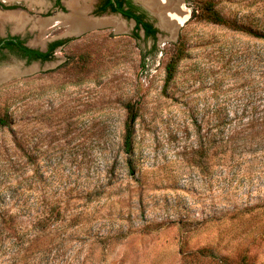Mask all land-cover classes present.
<instances>
[{"label": "rangeland", "instance_id": "374dc122", "mask_svg": "<svg viewBox=\"0 0 264 264\" xmlns=\"http://www.w3.org/2000/svg\"><path fill=\"white\" fill-rule=\"evenodd\" d=\"M181 1L176 34L148 12L155 39L120 18L30 72L0 65V264H264V38L202 12L264 33V0Z\"/></svg>", "mask_w": 264, "mask_h": 264}, {"label": "flooded vegetation", "instance_id": "af4514ba", "mask_svg": "<svg viewBox=\"0 0 264 264\" xmlns=\"http://www.w3.org/2000/svg\"><path fill=\"white\" fill-rule=\"evenodd\" d=\"M20 1H23V3L18 2V0H0V12H7V13L11 11L20 12V14H22L21 15L22 18H25L26 21V24L23 25L21 28H17L16 25L15 28L13 26L14 28L13 30H8L7 33L0 35V65H2L4 62L8 60H12L14 62L16 61V64L14 66L4 68L2 72L7 70L9 71L10 69L11 70L18 69L20 73L30 72L36 69L37 66L42 67L43 65L46 64V62H50L51 60L57 57L58 49L62 48L69 41H71L70 39L71 36L81 35L85 33L87 30L89 31V29L97 27V26L92 28L90 27L77 33L69 32L70 26L65 19L73 12L72 6L76 2L78 6L82 5L81 7L83 8V10H85L84 12H86L85 14L89 18L119 17L118 19L125 18L128 20H132L135 24L134 27L135 34L137 33V20L134 17L128 18L126 16L128 10H132L133 13L139 16L144 15L145 16L144 20L152 23L153 26L157 28L155 23L151 20L148 11L143 6L135 3L134 0H81V1L80 0L77 1L42 0L41 2H39V4L41 5V13H43V15H40L41 17L31 16L30 13L28 14L27 11L24 10L26 8L28 10L33 11L32 4H30L31 6L28 5L29 0H20ZM31 1L34 3L36 0H31ZM140 2L142 3L141 0ZM153 13L158 18L160 23L161 19L159 18L158 13L156 11H153ZM61 15L65 16V18H63L64 21L62 18L58 19L59 21L56 20L57 22L52 24L50 26V29L49 28L48 29L51 30L57 26H59L60 28L65 27L64 32H67L65 33V35L53 37L47 40L42 39L41 41L42 45H34L29 42V36H28L29 33H35L36 31L39 30L41 32L40 37L41 36L43 37L45 36L43 34L49 31L46 28L41 29L40 27H37L35 25L32 26L34 24L33 22L35 19L38 18H41L42 20L49 18L51 19L58 16L61 17ZM39 23L41 24V20ZM12 24L14 23L12 22ZM142 31L143 34L141 33ZM158 32L156 33V37ZM139 34L140 37L138 38H141L142 36L145 37L143 28L139 30ZM34 63L36 64L39 63V64L29 67Z\"/></svg>", "mask_w": 264, "mask_h": 264}, {"label": "bare ground", "instance_id": "6f19581e", "mask_svg": "<svg viewBox=\"0 0 264 264\" xmlns=\"http://www.w3.org/2000/svg\"><path fill=\"white\" fill-rule=\"evenodd\" d=\"M77 1V0H75ZM81 1V0H80ZM140 1V0H139ZM144 5H147L152 11H156L158 13L161 22L159 23L160 27L172 31L175 33L178 29V26L184 21L186 18V13H184V9L182 6L181 0H141ZM77 3V2H76ZM76 3L73 4V12L66 17V21L68 22L70 29L69 32H81L87 28H92L95 26H101L105 24H115L118 27H122L125 23L116 17H104V18H89L86 16L85 10L81 6H78ZM80 5V4H79ZM185 8V7H184ZM1 17L5 18V20H13L15 21L17 28H21L26 24L25 18H22V14L17 11L11 12H0ZM64 16V15H63ZM55 17L49 19L41 20V24H39L41 29H48L54 23H56L58 19H63V17ZM25 17V16H24ZM59 21V20H58ZM64 21V19H63ZM176 34V33H175ZM174 34V35H175ZM19 72L18 69H10L9 71H3L2 74L4 76H13ZM13 74V75H12ZM3 76V77H4Z\"/></svg>", "mask_w": 264, "mask_h": 264}, {"label": "trees", "instance_id": "16d2710c", "mask_svg": "<svg viewBox=\"0 0 264 264\" xmlns=\"http://www.w3.org/2000/svg\"><path fill=\"white\" fill-rule=\"evenodd\" d=\"M202 12L204 14V17L212 22L215 23H221L224 25H229L233 28L245 30L252 34H254L257 37H263L264 33H260L252 28L245 27L243 25H239L236 21H233L229 18L224 17L221 15V13L215 8L214 3L212 1H205L202 5ZM126 16L128 18H136L137 20V33L135 34L136 37H140L139 30L141 28L144 29L145 37L146 38H156V33L158 32V29L153 26L152 23L147 22L144 20L145 16H139L133 13L132 10H128L126 13ZM183 56V47L180 45L178 47V53L171 56V59L166 65V84H169L172 82L178 68V64ZM128 115L125 122V136H124V151L128 156V163L132 164L131 157L134 154V127L135 123L138 117V111H137V105L132 102H128L126 105ZM1 124H7L6 118H0Z\"/></svg>", "mask_w": 264, "mask_h": 264}, {"label": "water", "instance_id": "95a60500", "mask_svg": "<svg viewBox=\"0 0 264 264\" xmlns=\"http://www.w3.org/2000/svg\"><path fill=\"white\" fill-rule=\"evenodd\" d=\"M134 2L135 3H137V4H139V5H141V6H143L150 14H153V15H155L154 13H153V11L151 10V9H149V7H147L146 5H144L143 3H141L139 0H134ZM159 26V25H158ZM160 27V26H159ZM161 28V27H160ZM46 63H48V62H46ZM37 64H39V63H37Z\"/></svg>", "mask_w": 264, "mask_h": 264}]
</instances>
